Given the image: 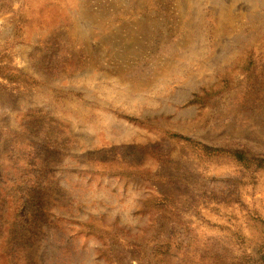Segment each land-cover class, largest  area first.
Here are the masks:
<instances>
[{"label": "rangeland", "instance_id": "1", "mask_svg": "<svg viewBox=\"0 0 264 264\" xmlns=\"http://www.w3.org/2000/svg\"><path fill=\"white\" fill-rule=\"evenodd\" d=\"M234 150L264 159V0H0V264H264Z\"/></svg>", "mask_w": 264, "mask_h": 264}, {"label": "trees", "instance_id": "2", "mask_svg": "<svg viewBox=\"0 0 264 264\" xmlns=\"http://www.w3.org/2000/svg\"><path fill=\"white\" fill-rule=\"evenodd\" d=\"M12 77V76H10ZM178 137V136H176ZM183 141L187 142L190 149H193L194 152L198 153V154H201V153H204V154H208L209 157H215L217 154L219 153H225L224 150H221V149H216V148H210L206 145H203V144H200L198 142H195L193 140H190V139H185V138H182L180 137ZM229 153L230 157L232 159H234L237 163L239 164H242L244 165V167H247L249 165V162H252V161H257V164H256V167L259 168V169H264V159L263 158H260L258 159L257 157H249V155L244 152V151H241V150H234V151H231V152H227ZM1 171V170H0ZM12 185L10 184H5V183H1L0 182V201H3L4 202V207L1 208V210L3 211L4 208L8 209H12L13 208V198H10V190H11ZM22 210V207L21 206H18L17 207V212L20 213ZM46 214H48L51 209L47 208L44 210ZM14 214V213H13ZM13 214H11V217L13 216ZM264 240V238H263ZM258 255H260V258L258 260H256V262H264V242L258 252Z\"/></svg>", "mask_w": 264, "mask_h": 264}]
</instances>
